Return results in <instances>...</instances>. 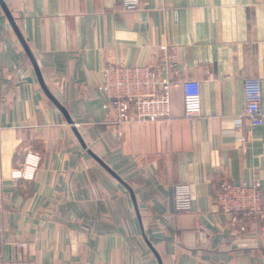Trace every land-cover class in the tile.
I'll use <instances>...</instances> for the list:
<instances>
[{
    "label": "crops",
    "instance_id": "crops-1",
    "mask_svg": "<svg viewBox=\"0 0 264 264\" xmlns=\"http://www.w3.org/2000/svg\"><path fill=\"white\" fill-rule=\"evenodd\" d=\"M3 1L61 107L0 3V264H264L262 222L216 202L224 179L264 193V122L231 133L247 77L261 80L264 114V0ZM148 63L179 82L171 116L114 122L104 68ZM29 155L34 177L13 186ZM178 183L191 186L190 212L175 209Z\"/></svg>",
    "mask_w": 264,
    "mask_h": 264
},
{
    "label": "built area",
    "instance_id": "built-area-1",
    "mask_svg": "<svg viewBox=\"0 0 264 264\" xmlns=\"http://www.w3.org/2000/svg\"><path fill=\"white\" fill-rule=\"evenodd\" d=\"M141 0H121L122 9L135 10ZM160 50H167L162 46ZM174 52V51H173ZM171 57L170 67H175L176 54ZM104 79L97 88L104 94V108L117 112L114 122L157 121L171 116L172 89L179 84L169 75L163 76L160 69L153 63L142 66L109 64L103 70ZM184 97V112L187 118H195L202 111L201 81L197 78H185L181 81ZM245 108L234 118L231 133L242 131L245 126L250 128L262 125L264 114L261 110L262 85L258 77L250 76L244 80ZM237 140L244 143L247 137L240 133ZM38 159L29 155L24 164L13 173V186H18L22 179L33 178ZM3 178L0 176V208L3 201ZM216 202L220 210L233 219L238 216L255 217L264 227V193L258 180L252 183L237 182L224 179L216 192ZM175 209L182 212L192 210V191L188 183L174 186Z\"/></svg>",
    "mask_w": 264,
    "mask_h": 264
},
{
    "label": "water",
    "instance_id": "water-1",
    "mask_svg": "<svg viewBox=\"0 0 264 264\" xmlns=\"http://www.w3.org/2000/svg\"><path fill=\"white\" fill-rule=\"evenodd\" d=\"M0 3H1L3 9L5 10L8 19L10 20V22L12 23V25L14 26V28L17 30V32H18V34H19V38L21 39L22 43L24 44V46H25V48H26V51L28 52L29 57L31 58V60H32L34 66H35V68H36L37 74H38V76H39V80H40V82H41L43 88L45 89V91L47 92V94L52 98V100H53L58 106H60L59 102H57V100H56V99H55V98L49 93V91H48V89H47V87H46V85H45V83H44V81H43V78L41 77V74H40L39 68L37 67V64H36V62H35V58H34L33 54L31 53L30 49L28 48V46L25 44V42H24V40H23V37H22L21 33H20L19 30L17 29V27H16V25H15V20H14L13 17L11 16L10 11L8 10V8H7V6L5 5V3H4L3 0H0ZM60 107H61V106H60ZM95 157L99 160V162H101L102 164H104L103 161H102L100 158H98L97 156H95ZM104 166H106V165L104 164ZM106 167H107V166H106ZM107 168H108V167H107ZM108 169L110 170V168H108ZM110 171H111V170H110ZM114 175H115L117 178H119L121 181H123V179L120 178L117 174L114 173ZM123 182H124V181H123ZM124 183H125V182H124ZM150 246H151V243H150Z\"/></svg>",
    "mask_w": 264,
    "mask_h": 264
}]
</instances>
